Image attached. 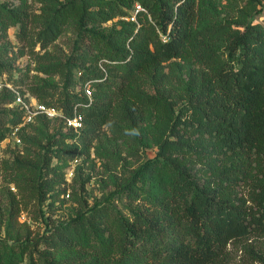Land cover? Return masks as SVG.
Wrapping results in <instances>:
<instances>
[{
	"label": "trees",
	"instance_id": "obj_1",
	"mask_svg": "<svg viewBox=\"0 0 264 264\" xmlns=\"http://www.w3.org/2000/svg\"><path fill=\"white\" fill-rule=\"evenodd\" d=\"M228 1L222 15L213 0H0V143L22 141L3 165L16 190L0 264H233L242 241L264 264V0ZM66 32L72 53L52 51ZM8 83L62 116L24 123ZM118 142L138 159L156 150L122 207L80 202L43 234L22 221L66 194L65 165Z\"/></svg>",
	"mask_w": 264,
	"mask_h": 264
},
{
	"label": "rangeland",
	"instance_id": "obj_2",
	"mask_svg": "<svg viewBox=\"0 0 264 264\" xmlns=\"http://www.w3.org/2000/svg\"><path fill=\"white\" fill-rule=\"evenodd\" d=\"M34 6H39L38 0H31ZM219 11H223L224 15L228 10V0H213ZM113 23H108L107 26H112ZM17 28L10 29V39L13 42H17L15 38V32ZM75 36L71 32L64 33L54 45L50 47L52 51H62L66 54H70L73 51V43ZM17 65L20 69H25L28 65L34 66L32 60L28 56H24L17 61ZM36 71H31V74H36ZM18 73L16 76L18 77ZM7 74H3L0 80H6ZM58 81L59 77H55ZM14 86V85H13ZM15 87V86H14ZM0 86V90H1ZM16 88V87H15ZM19 88V87H17ZM26 90V86L21 87ZM82 87H77L76 91L81 90ZM8 108H12L10 105ZM13 109V108H12ZM22 148V141L18 134L13 133L9 138L0 143V240L11 241V237L7 233V215H8V192L9 190L15 191L16 188L13 184H10L8 179L9 175L5 173L3 167L5 160H11L13 154ZM146 151L142 153L141 159L130 156L125 149V146L118 142L111 146V152L113 157H100L94 149L90 156L82 157L80 159L69 162L65 165L67 188L66 194H61L59 200L53 201V198L49 199L44 205V215L40 216L38 220L31 219V215L23 213L21 216L22 221L28 220L31 227L41 234L50 230L54 225H58L65 222L71 215L76 213L80 208V202H87L89 205H94L103 202L106 199L113 200L117 205L122 207V202L118 199V190L127 180L132 172H134L147 158H153L156 155V150L150 147L145 148ZM248 189L243 187L241 193L247 196ZM53 201L52 207L48 204ZM124 209V208H123ZM126 211V209H124ZM249 243L255 246L259 245L261 240L249 239ZM245 242H238L237 244H231L230 248L232 252V263L241 264H260L248 260V254L245 252L242 245Z\"/></svg>",
	"mask_w": 264,
	"mask_h": 264
},
{
	"label": "built area",
	"instance_id": "obj_3",
	"mask_svg": "<svg viewBox=\"0 0 264 264\" xmlns=\"http://www.w3.org/2000/svg\"><path fill=\"white\" fill-rule=\"evenodd\" d=\"M138 8H140V6H138ZM5 85L16 93L17 97L15 101L10 104V106L23 111L25 119L24 123L27 124L34 122L36 117L41 114L47 115L50 118L62 116L56 108L46 106L31 94L26 93L22 95L19 89L15 88L12 84L8 83ZM0 86L2 85L0 84ZM85 93L89 98H91L92 88L89 83H86L85 85ZM66 122L68 126H71L75 131H78L82 127V116L76 114L73 118H67Z\"/></svg>",
	"mask_w": 264,
	"mask_h": 264
}]
</instances>
